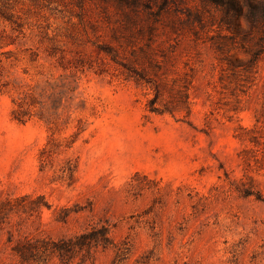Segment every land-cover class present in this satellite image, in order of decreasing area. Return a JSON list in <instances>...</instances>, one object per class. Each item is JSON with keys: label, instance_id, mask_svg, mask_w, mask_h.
<instances>
[{"label": "rangeland", "instance_id": "obj_1", "mask_svg": "<svg viewBox=\"0 0 264 264\" xmlns=\"http://www.w3.org/2000/svg\"><path fill=\"white\" fill-rule=\"evenodd\" d=\"M0 264H264V0H0Z\"/></svg>", "mask_w": 264, "mask_h": 264}]
</instances>
